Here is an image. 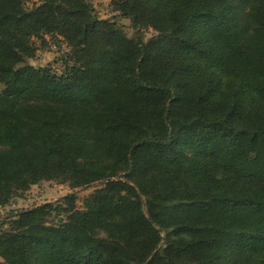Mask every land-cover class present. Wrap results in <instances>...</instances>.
<instances>
[{
  "label": "trees",
  "instance_id": "obj_1",
  "mask_svg": "<svg viewBox=\"0 0 264 264\" xmlns=\"http://www.w3.org/2000/svg\"><path fill=\"white\" fill-rule=\"evenodd\" d=\"M110 3L136 37L90 0H0V207L101 183L8 214L0 264H264V0ZM47 37L61 74L29 63Z\"/></svg>",
  "mask_w": 264,
  "mask_h": 264
},
{
  "label": "rangeland",
  "instance_id": "obj_2",
  "mask_svg": "<svg viewBox=\"0 0 264 264\" xmlns=\"http://www.w3.org/2000/svg\"><path fill=\"white\" fill-rule=\"evenodd\" d=\"M93 4L96 14L101 19H110L116 21L124 30L129 38L136 37V31L133 29L129 19L122 18L118 13L113 11L110 0H90ZM29 7L37 3V0H26ZM141 35L145 42L150 41L156 36L152 29L142 30ZM48 45L38 50L37 58L29 60V63L35 67L51 68L57 74H61L64 69V60L67 58L70 48L61 39L52 40L47 37ZM38 45H40V42ZM101 185L100 182L90 186L75 187L71 184H58L56 182L44 181L33 186L28 192L15 197L7 206L0 207V222L12 212H18L42 205L44 203H54L61 200L68 194L75 193L78 196V208H83L84 200L93 190ZM147 210V208H145ZM147 212V211H146ZM148 213V212H147ZM1 262V261H0Z\"/></svg>",
  "mask_w": 264,
  "mask_h": 264
}]
</instances>
